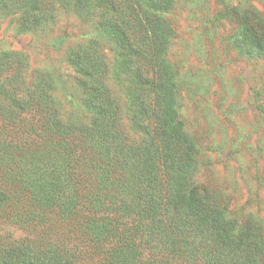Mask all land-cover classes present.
Masks as SVG:
<instances>
[{
	"label": "trees",
	"instance_id": "obj_1",
	"mask_svg": "<svg viewBox=\"0 0 264 264\" xmlns=\"http://www.w3.org/2000/svg\"><path fill=\"white\" fill-rule=\"evenodd\" d=\"M175 0H0L23 30L91 17L117 46L130 137L96 39L68 53L88 117L61 113L49 73L0 52V264H264L260 224L227 217L193 182L194 140L167 50ZM264 51V17L230 7Z\"/></svg>",
	"mask_w": 264,
	"mask_h": 264
},
{
	"label": "rangeland",
	"instance_id": "obj_2",
	"mask_svg": "<svg viewBox=\"0 0 264 264\" xmlns=\"http://www.w3.org/2000/svg\"><path fill=\"white\" fill-rule=\"evenodd\" d=\"M233 6L264 17V0H175L164 14L174 28L167 60L179 116L197 149L194 185L213 194L227 217L258 223L264 232V51L243 43L226 13ZM90 39L110 65L106 81L121 103L124 129L135 137L125 83L114 67L117 46L91 17L58 12L42 29L27 31L0 9V52L22 53L28 76L34 70L50 74L63 116L88 117L68 53Z\"/></svg>",
	"mask_w": 264,
	"mask_h": 264
}]
</instances>
